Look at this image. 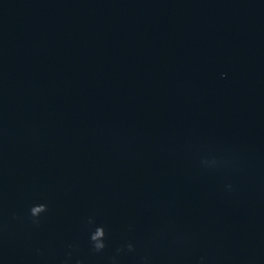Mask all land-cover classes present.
<instances>
[{
  "label": "water",
  "instance_id": "obj_1",
  "mask_svg": "<svg viewBox=\"0 0 264 264\" xmlns=\"http://www.w3.org/2000/svg\"><path fill=\"white\" fill-rule=\"evenodd\" d=\"M77 262L264 264V0H0V264Z\"/></svg>",
  "mask_w": 264,
  "mask_h": 264
},
{
  "label": "clouds",
  "instance_id": "obj_2",
  "mask_svg": "<svg viewBox=\"0 0 264 264\" xmlns=\"http://www.w3.org/2000/svg\"><path fill=\"white\" fill-rule=\"evenodd\" d=\"M48 210V207L46 204L39 203L34 204L31 206L29 213L30 216L33 219L34 224H39V218L43 213H46ZM89 223L91 224L92 221L89 220ZM89 241L92 247V250L96 253H101L107 248V233L105 230V227L103 225H97L95 226L94 230H92L89 234ZM128 251L133 250V245L129 243L127 245ZM79 264V262H77Z\"/></svg>",
  "mask_w": 264,
  "mask_h": 264
}]
</instances>
